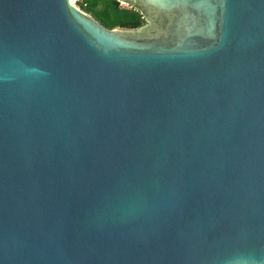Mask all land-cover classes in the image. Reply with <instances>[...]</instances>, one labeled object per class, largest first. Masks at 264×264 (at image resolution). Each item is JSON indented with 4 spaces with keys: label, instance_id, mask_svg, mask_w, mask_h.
<instances>
[{
    "label": "water",
    "instance_id": "1",
    "mask_svg": "<svg viewBox=\"0 0 264 264\" xmlns=\"http://www.w3.org/2000/svg\"><path fill=\"white\" fill-rule=\"evenodd\" d=\"M0 0V264H264V0Z\"/></svg>",
    "mask_w": 264,
    "mask_h": 264
},
{
    "label": "trees",
    "instance_id": "2",
    "mask_svg": "<svg viewBox=\"0 0 264 264\" xmlns=\"http://www.w3.org/2000/svg\"><path fill=\"white\" fill-rule=\"evenodd\" d=\"M81 7L108 29H137L143 23L139 12L121 9L120 3L113 0H85Z\"/></svg>",
    "mask_w": 264,
    "mask_h": 264
},
{
    "label": "rangeland",
    "instance_id": "3",
    "mask_svg": "<svg viewBox=\"0 0 264 264\" xmlns=\"http://www.w3.org/2000/svg\"><path fill=\"white\" fill-rule=\"evenodd\" d=\"M83 2H85V0H75V1H74V5H75L79 10L83 11V9H82V7H81V5L83 4ZM120 8H121V9H126V10H131V9H132V8H130L129 6L124 5V4H120ZM83 12H84V11H83ZM86 14H88V13H86ZM88 15L91 16L90 14H88ZM91 17H93V16H91ZM142 20H143V18H142ZM143 25H145L144 20H143V23H142L141 26H143ZM114 29H122V28L117 27V28H114Z\"/></svg>",
    "mask_w": 264,
    "mask_h": 264
}]
</instances>
